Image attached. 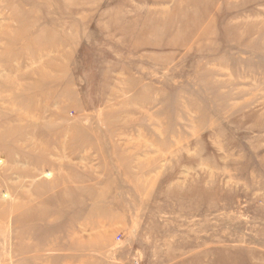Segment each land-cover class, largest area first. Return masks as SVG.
Instances as JSON below:
<instances>
[{
    "label": "rangeland",
    "instance_id": "rangeland-1",
    "mask_svg": "<svg viewBox=\"0 0 264 264\" xmlns=\"http://www.w3.org/2000/svg\"><path fill=\"white\" fill-rule=\"evenodd\" d=\"M0 264H264V0H0Z\"/></svg>",
    "mask_w": 264,
    "mask_h": 264
}]
</instances>
